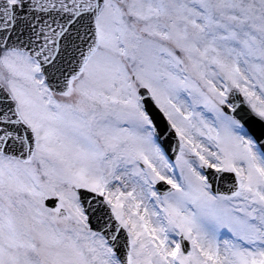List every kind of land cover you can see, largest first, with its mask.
<instances>
[{
  "label": "snow or ice",
  "instance_id": "1",
  "mask_svg": "<svg viewBox=\"0 0 264 264\" xmlns=\"http://www.w3.org/2000/svg\"><path fill=\"white\" fill-rule=\"evenodd\" d=\"M0 264H264V0H0Z\"/></svg>",
  "mask_w": 264,
  "mask_h": 264
}]
</instances>
